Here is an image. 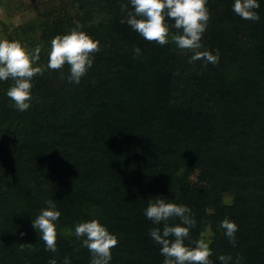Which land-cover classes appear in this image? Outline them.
Returning a JSON list of instances; mask_svg holds the SVG:
<instances>
[{"label":"trees","instance_id":"trees-1","mask_svg":"<svg viewBox=\"0 0 264 264\" xmlns=\"http://www.w3.org/2000/svg\"><path fill=\"white\" fill-rule=\"evenodd\" d=\"M232 4L208 0L200 51L218 50L216 64L189 63L171 38L143 39L126 22L128 0H66L80 26L67 12L42 23L45 44L79 28L100 50L79 84L67 65L37 74L25 111L6 95L13 81H0V264H89L74 226L91 219L118 238L110 264H163L149 235L162 225L144 215L156 196L191 209L187 245L208 227L213 264H264V0L258 21ZM49 199L61 211L55 253L31 225ZM225 218L238 225L235 244Z\"/></svg>","mask_w":264,"mask_h":264},{"label":"clouds","instance_id":"clouds-1","mask_svg":"<svg viewBox=\"0 0 264 264\" xmlns=\"http://www.w3.org/2000/svg\"><path fill=\"white\" fill-rule=\"evenodd\" d=\"M130 10L127 11V24L143 39L167 44L169 38L177 48L190 50L192 55L189 63L203 60L205 63L219 62V51L204 50L202 37L208 27L210 12L208 0H128ZM127 7V6H125ZM260 0H233L232 11L241 19L258 21ZM170 21H172L170 23ZM125 21H121L124 23ZM176 32H172V29ZM100 42L79 28L71 29L67 34L57 35L51 41L46 67L59 70L68 66L67 79L69 83L79 84L82 77L92 68L95 56L100 50ZM134 53L139 55L141 49L135 47ZM40 48L29 50L18 40L0 39V81L11 80L13 83L7 89L6 95L13 106L19 111L28 110L32 102V80L43 69L38 66ZM163 196H156L148 201L144 215L150 219L154 227L149 230L151 239L160 245V253L164 257L163 264H213L210 259L211 240L199 239L195 246L185 243L190 239V229L196 221L191 209L186 205L166 202ZM46 207L32 219V228L40 234L46 249L57 251V227L61 211L54 199L45 201ZM179 218V223L169 224V220ZM224 235L232 244L236 243L235 234L238 225L225 218L220 222ZM74 234L90 253L89 264H110L112 249L118 244V238L107 226L98 219L77 222ZM25 233L21 232L23 237ZM221 264H230V255L218 257ZM49 264H57L55 259ZM64 264H71L65 257ZM239 264V258H237Z\"/></svg>","mask_w":264,"mask_h":264},{"label":"rangeland","instance_id":"rangeland-1","mask_svg":"<svg viewBox=\"0 0 264 264\" xmlns=\"http://www.w3.org/2000/svg\"><path fill=\"white\" fill-rule=\"evenodd\" d=\"M66 0H28L22 6H18L16 11L11 12V16L0 19V39L18 40L29 50L40 48V59L37 62L43 70L46 68L48 52L51 45L45 44L41 38L42 23L52 21L56 17H65V12L71 17V23L80 26L78 16L81 12L75 6L64 7ZM14 14V15H12ZM90 23L86 21L85 26ZM196 173L190 176L191 184L196 185ZM230 196H224V202L229 204ZM200 239L210 240V230L206 227Z\"/></svg>","mask_w":264,"mask_h":264},{"label":"crops","instance_id":"crops-1","mask_svg":"<svg viewBox=\"0 0 264 264\" xmlns=\"http://www.w3.org/2000/svg\"><path fill=\"white\" fill-rule=\"evenodd\" d=\"M26 1L28 0H0V19L11 16V12L16 11V8L24 5Z\"/></svg>","mask_w":264,"mask_h":264}]
</instances>
